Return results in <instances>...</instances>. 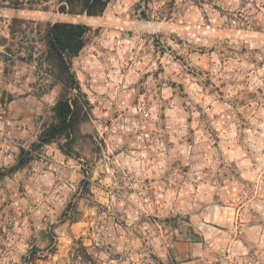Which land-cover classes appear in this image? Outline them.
Listing matches in <instances>:
<instances>
[{
  "label": "rangeland",
  "instance_id": "obj_1",
  "mask_svg": "<svg viewBox=\"0 0 264 264\" xmlns=\"http://www.w3.org/2000/svg\"><path fill=\"white\" fill-rule=\"evenodd\" d=\"M57 9L0 0V264H264V0ZM56 22L90 28V115L39 147Z\"/></svg>",
  "mask_w": 264,
  "mask_h": 264
},
{
  "label": "trees",
  "instance_id": "obj_2",
  "mask_svg": "<svg viewBox=\"0 0 264 264\" xmlns=\"http://www.w3.org/2000/svg\"><path fill=\"white\" fill-rule=\"evenodd\" d=\"M110 1L57 0V11L59 14L71 16L100 17ZM3 2L13 9L33 10L35 7L43 6L47 0H3ZM15 22L17 21L14 20ZM89 32L90 28L86 25L67 22L47 24L43 30L46 51L39 61L51 66V76L62 87L65 97L55 104L53 112L56 122L41 133L38 139L39 147L61 139L65 140V146L69 147L74 141L77 128L90 115V104L72 72V60L78 57L85 47ZM61 150L63 151L62 148ZM22 166L23 163L19 162L17 168Z\"/></svg>",
  "mask_w": 264,
  "mask_h": 264
}]
</instances>
